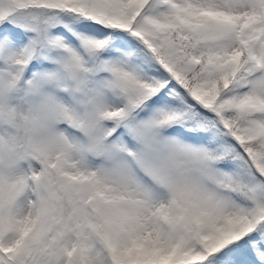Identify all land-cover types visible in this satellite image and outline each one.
Instances as JSON below:
<instances>
[{
  "label": "snow or ice",
  "instance_id": "obj_1",
  "mask_svg": "<svg viewBox=\"0 0 264 264\" xmlns=\"http://www.w3.org/2000/svg\"><path fill=\"white\" fill-rule=\"evenodd\" d=\"M0 264H264V0H0Z\"/></svg>",
  "mask_w": 264,
  "mask_h": 264
}]
</instances>
